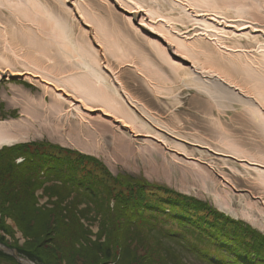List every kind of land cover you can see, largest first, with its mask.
Returning a JSON list of instances; mask_svg holds the SVG:
<instances>
[{
  "label": "bare ground",
  "instance_id": "1",
  "mask_svg": "<svg viewBox=\"0 0 264 264\" xmlns=\"http://www.w3.org/2000/svg\"><path fill=\"white\" fill-rule=\"evenodd\" d=\"M127 69L163 113L130 91ZM13 78L38 83L44 96L29 98L39 115L0 120V149L26 141L18 127L31 128L44 119L38 108L49 110L52 132L70 140L90 129L96 145L108 134L132 157H162L223 211L264 229V197L224 170L254 173L264 190V0H0V85ZM192 90L205 104L197 100L183 117ZM238 108L254 151L223 120Z\"/></svg>",
  "mask_w": 264,
  "mask_h": 264
},
{
  "label": "rangeland",
  "instance_id": "2",
  "mask_svg": "<svg viewBox=\"0 0 264 264\" xmlns=\"http://www.w3.org/2000/svg\"><path fill=\"white\" fill-rule=\"evenodd\" d=\"M128 71L129 70L127 69L123 72V78L130 91L139 97H143L145 100H151L154 104L153 110L163 113L160 107L161 105L154 102L142 82L137 78V76L135 77L133 73ZM194 95L195 92L193 90L185 93L183 100L187 102L188 105L186 107L187 110H182L183 117H185L187 113L191 114L192 112H196L200 101L201 104H205L203 97L199 99L197 98L198 102L194 99ZM43 96V89L38 83L31 84L27 81H22V79L17 80L16 78H13L10 81H2L0 85V120L22 119L26 115L27 111L32 112L34 116L39 115L35 111L30 110L37 108L30 104L29 98H34L37 102H39L40 98ZM47 100L49 103L53 102L50 97H48ZM38 111L40 115L44 116V119L40 120L41 122L39 121L40 123L33 125L31 128L18 127V130L28 132L26 135V141L19 143L21 145L19 148L20 153H27L28 156H39L41 159H54L55 162L56 159H59L60 161L66 162L67 166L65 169L71 168L70 171H72L73 166H76L79 170L77 171L79 178L95 177L100 182H103L105 185L110 187L114 197L116 195H123L128 198L132 194L136 197H141V195H143L141 192H145V195L157 198L158 201H161V204H166L168 199L173 198L179 202H185L189 205H193V208L198 210V214L206 216V218L210 221L222 223L223 220L218 221L217 217L223 214L227 217L240 221L247 229L253 231L254 233L264 235V229L262 227L255 225L250 220H247L242 216L233 217L223 211L216 204L213 196L208 194V192L201 186L200 183L196 182L190 173L186 174L181 168L171 167L162 157L156 156L155 160L148 158V155H146V157L139 155H136L137 157H132L135 153L133 149L130 152L126 151L125 146H128L124 145L123 141L120 142V140H118L119 142H114L113 138L108 134L104 142L99 141L101 145H96L98 142L97 135L90 129H83L84 133L80 136V138L73 136L75 133H71L72 137L68 140L65 135L52 132L53 126L45 123V117L55 121L50 114H45L46 112L50 113L48 112L49 110H45L46 112H44L42 108H38ZM163 116L166 117L165 114ZM223 120L234 132H236L239 136L238 139L243 141V144H246L254 151L255 144L249 135L251 131L243 121L242 110L238 108L237 111H230L228 115L223 118ZM45 124H47L48 127H46ZM200 125L204 126L203 119L200 120ZM71 126H73V130L75 132L78 133V131H80V126L74 118L71 119ZM203 131L205 134H210L206 128L203 129ZM210 132H212L211 129ZM123 145L124 147L122 148ZM11 147L12 146H6L0 149V167L6 163L5 161H7V163L13 162L14 165H9V169L11 167L12 173H16L20 170L19 164L25 160V157L17 156L19 152L18 150L9 151L8 149ZM237 167L239 166L237 165ZM214 168L215 169L212 170V172L219 173L218 168L216 166ZM220 168L222 169V167ZM9 169H7V172ZM30 169L31 171L34 170L32 179L36 180L37 185L34 181V185L30 186L31 189L29 191L28 198H24L26 195H23L22 198L25 200L24 204L19 205L18 207L21 222L24 223L26 228L30 225V228H27L28 234L40 229L39 227H36V229L31 228L35 222L43 224L48 222V217L43 218L40 214L43 210V206H46L48 209H52L53 206V204L48 202L49 196L45 195L43 191L44 187L46 185H51L52 182L46 180L42 185L40 180L43 179L41 178V176L43 177L44 175L42 172L43 170L39 171V168L35 167V165H31ZM224 170L230 176L234 177L236 182H238L237 184L240 189L251 192L253 196L264 197V190L261 189L255 182L254 178L256 175L254 173H251L252 175L249 177L247 176L248 174L245 177H241L236 176L227 168H224ZM239 170L245 173L244 169L241 167H239ZM1 174H3V169H1ZM208 174L211 175L209 172ZM125 175L135 178L134 182H131L132 186L124 182L122 177ZM140 180L146 184L141 185L139 183ZM14 186L15 183L12 184L11 190H13ZM19 186L20 185H18V187ZM33 187L35 188L34 190ZM69 199H71V197ZM52 200H56V197L52 198ZM67 200L68 199L66 198V201ZM236 200L237 199L235 197V200H233V208L240 210V204L237 203ZM262 204V200H259L258 205H261L262 207ZM7 206H9V203H7ZM82 206H84V204L80 205V207ZM202 206L205 207V211H199ZM30 212L33 214H29ZM53 216L54 214H51L49 221L51 222L50 224L57 229L56 234H58L56 236L55 233H52L45 239L46 241L43 242L44 253L38 254L41 259L37 258L35 261H32L36 264H68L64 260V257H67L69 260L70 255L74 254L78 249L77 254L71 259V261H74L75 264H95L93 261L94 255L87 249V246L89 245L85 243L86 240L84 237L82 236L80 240H78L76 246L77 249H74L72 243L69 241V238H66L68 231L57 227L55 221L56 218ZM2 221L5 224H9L11 229H0L1 244L14 248L17 251L28 250L31 253L35 252L38 240L32 239L29 241L30 237H26L23 231L19 228L18 224L15 223L12 218L5 217L0 210V223ZM81 222L85 226L88 225L90 227L93 234L88 237L95 240L99 231V222L94 219H90V221L83 219ZM160 226L162 225L158 224V226H149L144 228V230H138L139 232H136L135 235H133L135 240L130 246L132 255L128 264H161L162 262L164 264H176L169 257V250H171L174 254L177 252L178 256H180L182 264H210L208 261L200 258L196 251H191L190 247L193 240L192 237H181L182 239L179 240L180 242L170 240V238L165 237L161 231H158ZM153 245L155 247L157 246L159 251L158 253H155V251L152 252L150 247ZM117 249L118 250L114 252L113 255L111 254L112 257L107 264L117 262L120 257V247ZM46 252H48V254L45 255ZM160 252H162V259L158 257ZM49 254H53L56 257H51L52 255L50 256ZM261 261H263V259ZM7 262L8 259L0 255V264Z\"/></svg>",
  "mask_w": 264,
  "mask_h": 264
},
{
  "label": "trees",
  "instance_id": "3",
  "mask_svg": "<svg viewBox=\"0 0 264 264\" xmlns=\"http://www.w3.org/2000/svg\"><path fill=\"white\" fill-rule=\"evenodd\" d=\"M20 147V144H16L8 150L19 151ZM17 156H24L25 160L19 164L20 170L16 173H12L11 167L9 169V165H14L13 162L5 161L6 163L0 167V210L5 217L12 218L18 224L26 237H30L29 241L38 240L35 252L17 251L30 260L41 259L38 254L44 253L43 242L46 241L45 239L52 233L57 236V229L49 221L51 214H54L56 226L68 231L66 238H69L74 249L78 240L82 236L84 237L85 243L89 245L87 249L94 255L95 264H107L119 247L120 257L113 264H128L132 255L130 246L135 240L133 235L139 232L138 230H144L149 226H158V224L162 225L158 231H161L170 240L180 242L179 240L182 238L192 237L191 251H196L200 258L210 264H264V235L247 229L240 221L221 214L217 220H223L222 223H216L207 219L206 216L198 214V210H195L193 205L179 202L173 198L168 199V203L161 204V201L145 195V192H141L143 193L141 197H136L134 194L128 198L123 195L114 197L110 187L95 177L79 178L77 172L79 170L76 166L72 167V172L71 168L65 169L66 162L59 159H56L55 162L54 159L28 156L27 153H20V151ZM31 165H35L39 171L43 170L44 175L41 176L43 179L40 180L42 185L46 180L52 182L51 185H46L43 191L45 195L49 196L48 202L53 206L52 209L43 206L40 214L43 218L48 217V222L46 224L35 222L31 228L39 227L40 229L28 234L27 228H30V225L26 228L21 222L18 207L24 204L23 195H26L24 198H28L30 186L34 185V181L37 185L36 180L32 179L34 170L31 171ZM1 169H3V174H1ZM7 169H9L8 172ZM122 178L131 186V182L135 180L134 177L128 175ZM13 183L15 186L11 190ZM139 183L146 184L141 180ZM18 185L20 186L18 187ZM54 197L56 200H52ZM70 197L71 199H69ZM82 204L84 206L80 207ZM204 209L205 207L202 206L199 211H205ZM83 219L89 221L94 219L99 222V231L95 240L88 237L93 232L88 225L85 226L81 222ZM9 228L11 229L9 224H5L3 221L0 223V229L8 230ZM150 248L152 252H159L157 246L153 245ZM77 252L78 249L70 255L69 260L64 257L66 263L75 264L71 259ZM161 253L158 254L160 259H162ZM175 254L171 250L168 251L170 259L176 264H182L180 256L177 252ZM0 255L8 259L7 263L2 264H22L4 251L0 250ZM49 255L56 257L53 254ZM262 259L263 261H261Z\"/></svg>",
  "mask_w": 264,
  "mask_h": 264
},
{
  "label": "water",
  "instance_id": "4",
  "mask_svg": "<svg viewBox=\"0 0 264 264\" xmlns=\"http://www.w3.org/2000/svg\"><path fill=\"white\" fill-rule=\"evenodd\" d=\"M0 250L4 251L5 253L9 255H12L22 264H35L33 261L26 259L22 257L21 255H19L15 249L9 248L1 243H0Z\"/></svg>",
  "mask_w": 264,
  "mask_h": 264
}]
</instances>
